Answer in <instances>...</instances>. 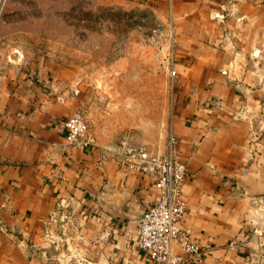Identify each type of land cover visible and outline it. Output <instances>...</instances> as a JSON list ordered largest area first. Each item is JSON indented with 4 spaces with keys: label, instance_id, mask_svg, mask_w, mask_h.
Here are the masks:
<instances>
[{
    "label": "crops",
    "instance_id": "obj_1",
    "mask_svg": "<svg viewBox=\"0 0 264 264\" xmlns=\"http://www.w3.org/2000/svg\"><path fill=\"white\" fill-rule=\"evenodd\" d=\"M93 2L174 29L168 123L156 142L131 139L186 163L182 225L201 256L184 264H264V0ZM80 70L49 56L0 68V264H155L138 245L154 178L100 125L69 142Z\"/></svg>",
    "mask_w": 264,
    "mask_h": 264
},
{
    "label": "rangeland",
    "instance_id": "obj_2",
    "mask_svg": "<svg viewBox=\"0 0 264 264\" xmlns=\"http://www.w3.org/2000/svg\"><path fill=\"white\" fill-rule=\"evenodd\" d=\"M169 35L147 7L93 0H0V68L54 57L81 68L79 109L90 131L156 142L169 117ZM131 139V140H133Z\"/></svg>",
    "mask_w": 264,
    "mask_h": 264
},
{
    "label": "built area",
    "instance_id": "obj_3",
    "mask_svg": "<svg viewBox=\"0 0 264 264\" xmlns=\"http://www.w3.org/2000/svg\"><path fill=\"white\" fill-rule=\"evenodd\" d=\"M168 35L169 42L163 54V61L172 78L176 79V39L172 25ZM59 100L64 102L66 97L61 95ZM65 124L70 143L87 144L93 141L87 116L82 109L72 112ZM117 150L137 169L151 175L160 193L159 200L149 206L140 217L139 247L148 252L155 264H184L187 258L199 260L201 248L194 240L191 229L182 225L187 209L183 194L186 163L172 151L169 154H160L142 143L133 142L129 136L120 140ZM175 244H179L186 255L175 251Z\"/></svg>",
    "mask_w": 264,
    "mask_h": 264
}]
</instances>
